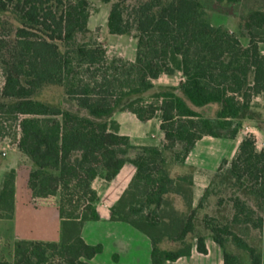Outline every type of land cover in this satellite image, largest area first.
Instances as JSON below:
<instances>
[{
	"label": "trees",
	"instance_id": "16d2710c",
	"mask_svg": "<svg viewBox=\"0 0 264 264\" xmlns=\"http://www.w3.org/2000/svg\"><path fill=\"white\" fill-rule=\"evenodd\" d=\"M242 1L146 0L135 5L128 18L126 0L112 3L109 32H137L133 62L123 58L109 61L101 45L77 40L88 28L87 0H0V11H11L20 24L9 54L2 56L6 75L2 94L14 102H0V109L25 115L18 147L33 164L29 187L35 197H57L62 219L58 242L17 240L13 264H90L89 260L103 251L102 245L88 244L81 236L86 221L99 219L95 205L99 196L93 181L104 173L111 181L126 162L135 164L137 172L112 208V219L131 224L151 239L152 264L191 254L192 243L187 238L196 232L194 176L188 173L173 178L165 150H175V161L183 163L199 140L221 137L219 129L232 128L229 137L235 139L239 130L233 120L248 106L250 93H264L260 47L264 42V0L243 17L241 26L249 37L246 47L236 34L212 24L208 17L215 3ZM176 71L184 77L180 82L183 96L163 91L157 95L160 105L136 99L124 107L141 120L160 118L163 148L135 146L120 133L117 122L97 120L111 116L124 96L146 92L161 74ZM45 85L63 86L68 98L89 116L34 99ZM215 103L221 105L218 125L194 108ZM179 143L184 144L180 150ZM131 152L134 157L129 156ZM230 172L237 186L264 195V150L258 149L253 134L240 142ZM15 179V170L3 179L0 218L13 216ZM171 194L181 196L187 212L176 208ZM232 201L235 212L231 223L220 224L205 216L213 239L223 249L224 264L242 263L238 255L227 251L223 235L249 254L247 264H264V255L232 229V225H251L264 234V218L240 197ZM202 205L201 201L198 208ZM164 240L178 242L181 247L176 251L161 249ZM196 241L197 250L207 254L205 237L197 236Z\"/></svg>",
	"mask_w": 264,
	"mask_h": 264
},
{
	"label": "rangeland",
	"instance_id": "374dc122",
	"mask_svg": "<svg viewBox=\"0 0 264 264\" xmlns=\"http://www.w3.org/2000/svg\"><path fill=\"white\" fill-rule=\"evenodd\" d=\"M87 1L90 8L88 28L84 33L77 35V40L81 43L86 42L101 45L106 50L109 61L123 58L124 60L135 62L137 32L132 31L126 35L111 34L107 25L112 3L120 0H111L110 3H104L100 0ZM143 1L146 0H126V17H130L132 8ZM260 4L259 0H243L239 4L215 3L214 7L208 10V17L212 24L222 26L236 34L242 45L246 47L249 44V37L247 31L241 26L243 17L248 16L251 8H257ZM0 17L3 20V24L0 26V41L4 42H0V102H7L9 104L14 102V99L5 98L2 94L6 80L2 56L9 54L10 48L16 41L15 33L20 24L11 11H0ZM260 47L264 53V42L260 44ZM183 79V74L180 71H176L174 74L163 73L158 79L154 80L152 89L124 96L120 107L116 111H130L124 110V107L136 99H142L143 104L155 103L156 105H160L157 95L163 91H175L180 96H183L180 90V82ZM250 94L248 106L243 110L240 117L233 120L234 126L239 130L235 139L229 137L232 128L228 130L219 129L221 137L206 136L196 144V147L188 158L186 168H176L174 166L179 164L174 159L175 150L165 151L170 174L174 173L177 177L179 173H192L198 187H206V191H209L205 199L202 198L206 191L203 192L200 200L203 203L202 207H196L197 216L195 224L199 230H206L210 234L211 231L207 227L205 216L208 215L209 217L216 218L217 223L220 224L231 223L235 212L232 200L235 197H240L246 201L248 205L255 209L257 216L264 218V195H257L249 187L237 186L230 172L231 161L237 154L239 144L245 136L253 134L256 137L258 149L264 150V93L255 94L251 92ZM33 98L50 105L60 106L77 114L89 116L86 110L80 108L75 101L68 98L63 86L45 85ZM194 108L209 118L215 125H218L219 113L221 111L220 104L215 103ZM19 119V115L0 109V165L5 157L3 150L7 148V145L19 142V132L17 130ZM97 120L109 123L113 121L117 122L113 119V114ZM183 146L184 144L179 143L177 149L180 150ZM104 174L100 177H104ZM179 198L176 195L170 196L174 205L179 203ZM181 200L183 201V199ZM182 205L184 208L182 210L187 212L185 203ZM146 211L148 212L149 208L146 207ZM232 229L243 236L252 247L264 255V234L260 229H256L251 225H232ZM194 235H189L187 241H191ZM223 237L227 239V251L238 255L242 264H247L249 262V254L238 248L232 242L231 237L224 235ZM1 243L0 241V247Z\"/></svg>",
	"mask_w": 264,
	"mask_h": 264
},
{
	"label": "crops",
	"instance_id": "0c3cea01",
	"mask_svg": "<svg viewBox=\"0 0 264 264\" xmlns=\"http://www.w3.org/2000/svg\"><path fill=\"white\" fill-rule=\"evenodd\" d=\"M113 119L119 124L120 133L128 136L133 145L163 148L165 134L160 128L159 117L141 120L131 111H115ZM129 156L134 157L135 153L131 152ZM188 158L185 162L179 163L180 165L174 166L186 168ZM32 167V161L20 151L18 144L10 145L7 155L0 165V189L5 175L11 170H15V203L13 216L0 218V241L2 242L0 262L13 264L17 240L53 242L61 240L62 219L58 199L54 196L35 197L33 195L29 187V175ZM136 172V165L126 162L111 181L100 176L93 181V188L99 196V200L95 204L99 219L86 221L82 227L81 236L88 244L102 245L103 251L89 260L90 264H152L153 245L151 239L131 224L112 219V208L129 187ZM179 175H183V173H179L177 176ZM171 176L176 177L174 173ZM204 191H206V187H198L194 178V209L200 203ZM172 195L175 194L170 196ZM179 197L181 198V196ZM180 198L179 203L175 206L182 210L184 201ZM196 231L197 233L189 241L192 243L191 254L182 256L175 261H167L166 264H224L223 249L212 235L206 230H199L197 226ZM200 235L205 237L207 254L197 250L196 237ZM159 246L161 249L171 251H176L181 247L180 243L170 240H164Z\"/></svg>",
	"mask_w": 264,
	"mask_h": 264
},
{
	"label": "built area",
	"instance_id": "2783aa9c",
	"mask_svg": "<svg viewBox=\"0 0 264 264\" xmlns=\"http://www.w3.org/2000/svg\"><path fill=\"white\" fill-rule=\"evenodd\" d=\"M19 116H20V119H19V124H18V129H17V130H18V132H19V139H20V137H21V132H22V130H21V121H22V119L25 117V115L20 114ZM17 144H18V143H17ZM9 147H10V144H8V145H7V148L3 150V155H4V156L7 155V150H8Z\"/></svg>",
	"mask_w": 264,
	"mask_h": 264
}]
</instances>
